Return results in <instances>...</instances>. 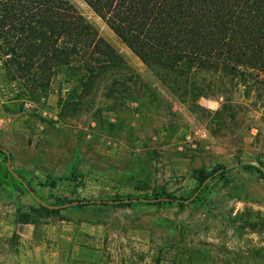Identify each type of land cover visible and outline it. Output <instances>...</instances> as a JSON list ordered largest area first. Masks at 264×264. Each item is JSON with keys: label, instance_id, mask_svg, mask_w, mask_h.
Segmentation results:
<instances>
[{"label": "rangeland", "instance_id": "374dc122", "mask_svg": "<svg viewBox=\"0 0 264 264\" xmlns=\"http://www.w3.org/2000/svg\"><path fill=\"white\" fill-rule=\"evenodd\" d=\"M68 1L124 68L74 111L0 69V264H264V88L205 74L195 95Z\"/></svg>", "mask_w": 264, "mask_h": 264}, {"label": "trees", "instance_id": "16d2710c", "mask_svg": "<svg viewBox=\"0 0 264 264\" xmlns=\"http://www.w3.org/2000/svg\"><path fill=\"white\" fill-rule=\"evenodd\" d=\"M83 2L178 87L206 94L204 75L221 74L264 88V0ZM122 68V57L68 0H0L1 76L18 96L36 102L57 84L60 108L75 100L79 110L104 72ZM30 210L50 213L40 204Z\"/></svg>", "mask_w": 264, "mask_h": 264}]
</instances>
